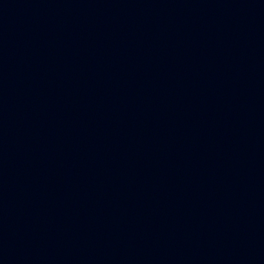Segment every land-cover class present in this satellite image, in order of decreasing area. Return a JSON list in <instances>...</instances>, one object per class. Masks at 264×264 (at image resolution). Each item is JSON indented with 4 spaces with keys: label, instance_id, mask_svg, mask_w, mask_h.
Masks as SVG:
<instances>
[{
    "label": "water",
    "instance_id": "water-1",
    "mask_svg": "<svg viewBox=\"0 0 264 264\" xmlns=\"http://www.w3.org/2000/svg\"><path fill=\"white\" fill-rule=\"evenodd\" d=\"M0 264H264V0H0Z\"/></svg>",
    "mask_w": 264,
    "mask_h": 264
}]
</instances>
